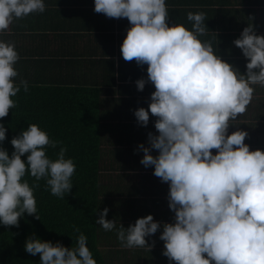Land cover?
<instances>
[{"label":"clouds","instance_id":"clouds-1","mask_svg":"<svg viewBox=\"0 0 264 264\" xmlns=\"http://www.w3.org/2000/svg\"><path fill=\"white\" fill-rule=\"evenodd\" d=\"M46 0H0V37L14 20L47 9ZM94 11L109 18H127L130 27L120 46L126 61L147 65V79L135 81L142 91L151 82L148 108L134 110L137 123L156 117L158 134L148 132V146L139 144L140 163L154 166V175L169 185L172 222L152 214L125 227L98 209L94 223L115 231L123 248H149L146 237L160 232L162 254L169 264H264V150H250L248 132L232 121L247 110L255 87H264V34L248 23L233 44L246 58V72L224 60L207 35L206 13L188 11L183 23H168L166 0H94ZM21 59L14 41L0 38V225L19 227L25 213L39 219L35 191L39 182L64 199L72 190L77 165L68 148L38 123H29L12 137L9 155L3 146L7 128L2 118L17 107L15 99L29 81L20 75ZM54 151L48 154L49 149ZM157 150L153 155L152 150ZM213 149L216 151L213 152ZM26 159L22 158L25 157ZM28 177L34 178L30 183ZM75 243L43 240L35 232L24 250L39 264H98L87 235L73 225Z\"/></svg>","mask_w":264,"mask_h":264},{"label":"crops","instance_id":"crops-1","mask_svg":"<svg viewBox=\"0 0 264 264\" xmlns=\"http://www.w3.org/2000/svg\"><path fill=\"white\" fill-rule=\"evenodd\" d=\"M171 26L187 20L188 11L206 13L207 35L201 39L212 40L221 57L246 72V58L233 44L248 23H253L257 34H264V0H166ZM43 13H33L14 20L0 37L14 41L21 59L17 63L20 75L29 83L57 87L86 88L99 91V109L111 137L113 167L105 171L104 191L128 187L134 195L112 204L113 219L125 227L139 217L152 214L156 221L172 222L174 213L168 205L169 185L154 175V166L140 163L144 155L137 151L139 144L148 146L147 135L156 119L150 113L147 126L137 123L134 110L148 108L150 94L155 91L151 82L137 89L135 81L147 79V65L140 66L133 59L126 61L120 46L130 27L127 18H109L94 11V0H46ZM252 102L245 113L232 121L229 134L237 128L248 132L245 143L250 150H264V87L254 86ZM111 123V125L109 124ZM110 125V126H109ZM127 140L120 144L118 138ZM116 147H124L121 151ZM216 150L213 149V152ZM118 153V154H115ZM156 155L157 150L153 149ZM109 196V195H108ZM110 211V210H109ZM146 237L150 248L136 247L112 252L113 264H169L162 254L160 232ZM104 237H117L115 231H105ZM172 264H175L173 261Z\"/></svg>","mask_w":264,"mask_h":264},{"label":"trees","instance_id":"trees-1","mask_svg":"<svg viewBox=\"0 0 264 264\" xmlns=\"http://www.w3.org/2000/svg\"><path fill=\"white\" fill-rule=\"evenodd\" d=\"M99 93L95 89L29 83V91L21 88L15 97L17 107L2 118L7 128L3 146L9 155L14 150L12 137L27 124L38 123L50 137L67 146L66 156L74 158L77 168L72 177L74 186L64 199L53 196L43 180L39 182L40 187L34 193L39 219L25 213L19 227L0 225V264H39V254L33 256L24 250L26 237L35 232L43 240L61 241L70 247L78 235L73 232V225L87 235L88 246L98 264H113L112 252H122L117 237H104L105 230L94 223L98 209L108 207L106 218L113 219L114 201H124L126 196L135 194L128 187L116 188L113 193L103 189L105 171L113 167L112 159L109 161L106 155H112L115 145L107 135L108 124L98 106ZM118 140L124 145L127 136ZM57 150L50 148L48 154ZM22 158L26 159V155ZM28 179L31 183L34 178Z\"/></svg>","mask_w":264,"mask_h":264},{"label":"rangeland","instance_id":"rangeland-1","mask_svg":"<svg viewBox=\"0 0 264 264\" xmlns=\"http://www.w3.org/2000/svg\"><path fill=\"white\" fill-rule=\"evenodd\" d=\"M128 249H129V248H127V250H125V251H128Z\"/></svg>","mask_w":264,"mask_h":264}]
</instances>
